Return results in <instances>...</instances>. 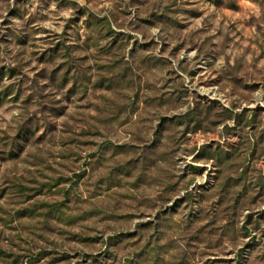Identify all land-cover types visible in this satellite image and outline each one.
<instances>
[{
    "label": "rangeland",
    "instance_id": "rangeland-1",
    "mask_svg": "<svg viewBox=\"0 0 264 264\" xmlns=\"http://www.w3.org/2000/svg\"><path fill=\"white\" fill-rule=\"evenodd\" d=\"M0 264H264V0H0Z\"/></svg>",
    "mask_w": 264,
    "mask_h": 264
}]
</instances>
